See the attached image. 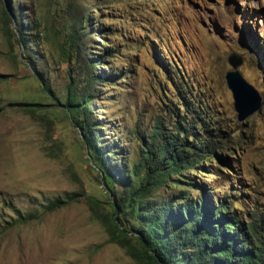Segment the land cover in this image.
I'll return each mask as SVG.
<instances>
[{
  "label": "rangeland",
  "instance_id": "rangeland-1",
  "mask_svg": "<svg viewBox=\"0 0 264 264\" xmlns=\"http://www.w3.org/2000/svg\"><path fill=\"white\" fill-rule=\"evenodd\" d=\"M232 71L261 96L244 120ZM71 76L93 96L89 115L116 192L156 119L171 125L177 108L186 111L183 96L186 116L226 144L234 169L185 171L192 187L233 192L245 216L264 210V0H0V264H138L87 201L105 212L109 191L62 103ZM181 179L153 195L187 188ZM68 193L79 199L46 209Z\"/></svg>",
  "mask_w": 264,
  "mask_h": 264
},
{
  "label": "trees",
  "instance_id": "trees-1",
  "mask_svg": "<svg viewBox=\"0 0 264 264\" xmlns=\"http://www.w3.org/2000/svg\"><path fill=\"white\" fill-rule=\"evenodd\" d=\"M5 12L6 19H11L9 13H13L16 21L13 11L5 9ZM17 31L19 41L26 47L30 39L27 29L19 27ZM109 51L113 52L106 47L104 54ZM166 77L176 88L174 78L167 74ZM94 78L88 80L94 82ZM90 84L88 82L89 87ZM92 97L88 87L79 89L71 76L62 103L73 123L85 129L82 136L107 185L109 200L105 212L101 211L100 200L89 196L87 201L112 242L125 248L138 264H264V210H253L245 216L242 208L232 203L233 192L222 194L203 183L199 188L192 187L193 183L186 176L185 171L190 170L213 169L218 172L211 174H219L234 169L231 157L223 153L225 143L207 129L206 136L200 134L197 120L186 116L190 111L183 96L186 111L181 115L177 108L171 115L174 117L171 125L163 121V116L156 119L148 141H143L139 158L130 166L119 192L115 191L117 178L107 167L105 152L98 149V133L88 107ZM182 176L188 179L184 180L189 184L187 188L171 192L163 199L153 195L156 188L166 189L170 184L180 186ZM189 187L197 189L198 193L191 196ZM77 195L68 193L65 198H56L46 209L56 210L77 201Z\"/></svg>",
  "mask_w": 264,
  "mask_h": 264
},
{
  "label": "water",
  "instance_id": "water-1",
  "mask_svg": "<svg viewBox=\"0 0 264 264\" xmlns=\"http://www.w3.org/2000/svg\"><path fill=\"white\" fill-rule=\"evenodd\" d=\"M233 66L237 68L238 64L233 63ZM227 82L233 92L238 117L244 120L258 109L261 96L238 71L229 72Z\"/></svg>",
  "mask_w": 264,
  "mask_h": 264
}]
</instances>
